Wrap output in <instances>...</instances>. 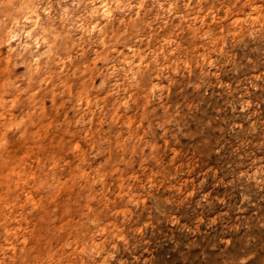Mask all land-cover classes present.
I'll use <instances>...</instances> for the list:
<instances>
[{
  "label": "rangeland",
  "instance_id": "obj_1",
  "mask_svg": "<svg viewBox=\"0 0 264 264\" xmlns=\"http://www.w3.org/2000/svg\"><path fill=\"white\" fill-rule=\"evenodd\" d=\"M0 264H264V0H0Z\"/></svg>",
  "mask_w": 264,
  "mask_h": 264
}]
</instances>
